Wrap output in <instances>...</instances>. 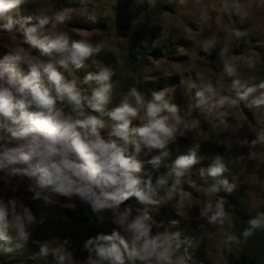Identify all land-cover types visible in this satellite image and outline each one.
<instances>
[{
  "label": "clouds",
  "instance_id": "obj_1",
  "mask_svg": "<svg viewBox=\"0 0 264 264\" xmlns=\"http://www.w3.org/2000/svg\"><path fill=\"white\" fill-rule=\"evenodd\" d=\"M25 2L0 0V35L22 33L25 44L55 59L26 60L27 52L22 48L0 56V173L25 183L34 200L75 209V198L97 219L102 211L111 214L116 227L110 234L98 232L82 242L81 250L87 254L84 264H188L186 248L182 252L181 246L190 245V240H182L179 232L169 231L162 220L148 212V206L161 203L156 199L158 189L167 185L165 196L171 200L181 178L204 159L198 155L199 144L194 143L153 180L161 160L169 155L163 149L186 135L187 126L177 105L170 102L164 89L154 90L145 98L130 87L119 104L109 108L113 73L107 67L85 73L82 83L92 82L94 87L90 94H83L63 72L83 67L88 57L101 51L100 45L70 41L60 30L71 18L64 9L50 15L14 16L13 11ZM214 44L210 39L201 41V51L209 52ZM223 71L233 75L235 66L224 63ZM191 87L195 89V106L208 113L215 111L218 116H226V109L240 102H246V107L264 106V81L245 86L234 80V96L219 95L211 83L198 87L192 82ZM105 128L108 131L102 135ZM239 143L248 149L264 143V130L251 141L245 138ZM142 150L145 154L155 150L156 154L141 159ZM248 155L254 154L249 151ZM226 171L219 155L212 156L206 167L196 169L201 179L211 177L215 181L205 193L233 190L236 185L222 175ZM129 198L143 207L125 204ZM177 204L183 206V200ZM227 217L222 197L205 200L198 208V219L210 225L223 226ZM37 223L22 201L0 195V242L5 252L27 244ZM246 223L243 237L264 228V213ZM227 239L237 238L231 235ZM66 243L58 242L57 247L64 249L54 256L58 264H64L66 256L71 259ZM39 251L49 253L46 242Z\"/></svg>",
  "mask_w": 264,
  "mask_h": 264
},
{
  "label": "rangeland",
  "instance_id": "obj_2",
  "mask_svg": "<svg viewBox=\"0 0 264 264\" xmlns=\"http://www.w3.org/2000/svg\"><path fill=\"white\" fill-rule=\"evenodd\" d=\"M156 4L162 8L160 15L145 10V6L150 9ZM58 9H64L71 17L60 26L70 41H86L101 48L80 69L63 72L64 78L74 81L83 94H90L94 87L92 82L82 83L85 73L107 67L113 73L109 108L119 104L124 87L133 83L164 89L170 102L177 105L187 126L186 135L178 136L163 149L169 155L161 160L153 180L167 171L175 158L173 150L183 147L186 154L198 143V155L204 159L181 178L171 200L165 196L167 185L158 189L156 199L161 203L148 206V212L162 220L169 231L179 232L182 240H190V245L181 246L182 252L186 248L188 264H225L233 242L227 239L233 235V206L224 199L228 217L223 226L198 219V208L205 200L222 197L225 191L205 193V188L215 181L211 177L201 179L196 169L206 167L212 156L219 155L221 148L226 149L233 169L232 184L246 192L253 209L264 205V143L251 149L239 143L245 138L251 141L258 131L264 130V106L246 107V102H240L226 109V116H218L215 111L208 113L195 106L191 83L198 87L211 83L219 95L234 96V80L245 86L264 81V0H26L13 15L35 17ZM205 39L215 42L209 52L201 51L200 44ZM21 48L27 52L26 60L55 59L42 56L38 49L25 44L22 33L0 35V56ZM224 63L235 66L233 75L223 71ZM107 131L105 128L102 135ZM249 151L254 154L252 157ZM155 154V150L147 154L142 150L140 158ZM0 195L22 201L38 221L22 247L5 252L0 242V264H58L54 256L64 252L57 247L58 242L64 241L66 250L72 253L71 259L65 257L64 264H84L87 254L81 250L82 242L98 232L110 234L116 227L107 210L98 213L101 218L97 219L86 204L75 198V209L45 204L41 199H32L25 183L3 173ZM59 199L65 201L64 197ZM177 200H183V206ZM124 203L143 207L136 205L134 198ZM42 242L47 243V255L39 251Z\"/></svg>",
  "mask_w": 264,
  "mask_h": 264
},
{
  "label": "trees",
  "instance_id": "obj_3",
  "mask_svg": "<svg viewBox=\"0 0 264 264\" xmlns=\"http://www.w3.org/2000/svg\"><path fill=\"white\" fill-rule=\"evenodd\" d=\"M145 10L150 12L151 15H160L162 13V8H160L159 4L154 5L150 9L145 6ZM130 87H135L146 97H149L152 91H154L150 85L133 83L124 87L122 96L127 93ZM221 131H224V128H221ZM181 148L178 151L173 150V155L185 154V149ZM219 156L227 168V171L222 175L232 184L233 169L229 153L226 149L221 148ZM222 197L233 206L230 210V219L233 226V235L237 238L231 243L226 255L225 264H264V228L255 230L249 237L241 235L242 230L247 227L246 222L248 219L256 216L258 213H264V205L253 209L247 202V194L242 188L234 187L231 192H224Z\"/></svg>",
  "mask_w": 264,
  "mask_h": 264
}]
</instances>
